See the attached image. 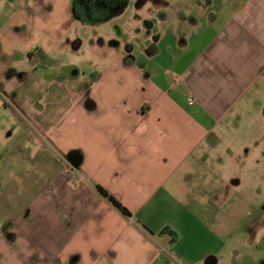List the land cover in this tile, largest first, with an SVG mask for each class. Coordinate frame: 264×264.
I'll return each instance as SVG.
<instances>
[{
    "label": "crops",
    "instance_id": "1",
    "mask_svg": "<svg viewBox=\"0 0 264 264\" xmlns=\"http://www.w3.org/2000/svg\"><path fill=\"white\" fill-rule=\"evenodd\" d=\"M108 23L102 67L56 116L12 94L0 264H264V152L239 131L264 92V0H128ZM30 75L34 94L64 78Z\"/></svg>",
    "mask_w": 264,
    "mask_h": 264
},
{
    "label": "rangeland",
    "instance_id": "2",
    "mask_svg": "<svg viewBox=\"0 0 264 264\" xmlns=\"http://www.w3.org/2000/svg\"><path fill=\"white\" fill-rule=\"evenodd\" d=\"M69 6V0H0V129L4 134L19 120L13 93L19 92L25 101L34 98V105L49 108L53 118L57 102L66 98L64 87L77 81L89 83L94 69L103 65L99 57L107 54L111 41L118 38L108 20L100 16L76 18ZM40 49L46 55H30ZM35 67L50 71L48 80L56 74L64 78L59 83L45 82L36 94L31 93L34 79L30 74ZM22 74L29 77L25 82L19 80ZM247 102L249 107L240 109L239 131L245 135L251 122L256 125L257 147L264 152V92L256 97L250 94ZM263 160L259 158L264 166Z\"/></svg>",
    "mask_w": 264,
    "mask_h": 264
},
{
    "label": "flooded vegetation",
    "instance_id": "3",
    "mask_svg": "<svg viewBox=\"0 0 264 264\" xmlns=\"http://www.w3.org/2000/svg\"><path fill=\"white\" fill-rule=\"evenodd\" d=\"M128 0H69V12L76 18L80 16H105L122 11ZM119 12V13H120ZM36 50L32 56L40 55Z\"/></svg>",
    "mask_w": 264,
    "mask_h": 264
},
{
    "label": "trees",
    "instance_id": "4",
    "mask_svg": "<svg viewBox=\"0 0 264 264\" xmlns=\"http://www.w3.org/2000/svg\"><path fill=\"white\" fill-rule=\"evenodd\" d=\"M119 12L120 11H117L113 14L100 16V17H102V19H104V20H108V19L112 18L113 16H115L116 14H118ZM83 17L84 16H80L78 18L81 19ZM96 188L110 202V204H112L119 212H121L122 214H124L126 216L130 215V212L116 198H114L112 195H110L105 189H103L99 185H96Z\"/></svg>",
    "mask_w": 264,
    "mask_h": 264
},
{
    "label": "water",
    "instance_id": "5",
    "mask_svg": "<svg viewBox=\"0 0 264 264\" xmlns=\"http://www.w3.org/2000/svg\"><path fill=\"white\" fill-rule=\"evenodd\" d=\"M66 160L73 168H77L81 162V156L78 152H71L67 155Z\"/></svg>",
    "mask_w": 264,
    "mask_h": 264
}]
</instances>
